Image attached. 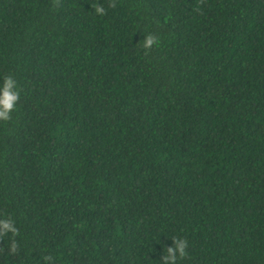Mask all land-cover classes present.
<instances>
[{"label": "trees", "instance_id": "1", "mask_svg": "<svg viewBox=\"0 0 264 264\" xmlns=\"http://www.w3.org/2000/svg\"><path fill=\"white\" fill-rule=\"evenodd\" d=\"M2 76L0 264H264V0H0Z\"/></svg>", "mask_w": 264, "mask_h": 264}, {"label": "clouds", "instance_id": "2", "mask_svg": "<svg viewBox=\"0 0 264 264\" xmlns=\"http://www.w3.org/2000/svg\"><path fill=\"white\" fill-rule=\"evenodd\" d=\"M97 15H103L105 9L97 5L94 9ZM155 43V38L151 35L143 37V47L148 48ZM19 99L16 81L11 76L0 77V121H7L10 113L15 109ZM8 234L10 237L9 250L15 251L17 242L15 237L18 234L15 221L11 218L0 217V236ZM170 246L165 248L166 254L160 259L162 264H176L178 258L185 256L187 242L183 238H172ZM46 259H51L47 257Z\"/></svg>", "mask_w": 264, "mask_h": 264}]
</instances>
